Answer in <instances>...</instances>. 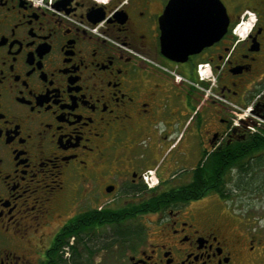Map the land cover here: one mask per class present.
<instances>
[{
  "label": "flooded vegetation",
  "instance_id": "1",
  "mask_svg": "<svg viewBox=\"0 0 264 264\" xmlns=\"http://www.w3.org/2000/svg\"><path fill=\"white\" fill-rule=\"evenodd\" d=\"M241 197L264 0H0V264H264L262 217L209 209Z\"/></svg>",
  "mask_w": 264,
  "mask_h": 264
},
{
  "label": "rangeland",
  "instance_id": "2",
  "mask_svg": "<svg viewBox=\"0 0 264 264\" xmlns=\"http://www.w3.org/2000/svg\"><path fill=\"white\" fill-rule=\"evenodd\" d=\"M245 194L244 192L242 193ZM241 201L237 203L236 201L228 200L226 202H218V204L210 205V210L216 211V214L221 216V219L226 220L228 223L236 224L243 214L248 212H253L254 214L260 215L262 217L261 224H264V201L260 203L259 201L251 202L250 199H244L241 197Z\"/></svg>",
  "mask_w": 264,
  "mask_h": 264
},
{
  "label": "built area",
  "instance_id": "3",
  "mask_svg": "<svg viewBox=\"0 0 264 264\" xmlns=\"http://www.w3.org/2000/svg\"><path fill=\"white\" fill-rule=\"evenodd\" d=\"M32 1L37 5H49L53 0H32ZM238 29H239L238 34L240 37H244L247 34L248 30L244 23H239ZM252 107H253L252 105L247 106L246 108L247 113H250Z\"/></svg>",
  "mask_w": 264,
  "mask_h": 264
},
{
  "label": "trees",
  "instance_id": "4",
  "mask_svg": "<svg viewBox=\"0 0 264 264\" xmlns=\"http://www.w3.org/2000/svg\"><path fill=\"white\" fill-rule=\"evenodd\" d=\"M205 173L201 176L202 177V180L204 182H207V183H213L215 181V172H214V169L211 167L206 169L205 168ZM203 193H206V191H203V192H199V194H203ZM220 193H222V195H225L224 194V191H221Z\"/></svg>",
  "mask_w": 264,
  "mask_h": 264
}]
</instances>
